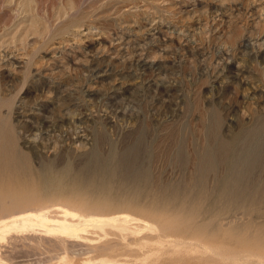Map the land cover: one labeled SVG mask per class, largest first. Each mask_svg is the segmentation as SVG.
Wrapping results in <instances>:
<instances>
[{"label": "rangeland", "instance_id": "rangeland-1", "mask_svg": "<svg viewBox=\"0 0 264 264\" xmlns=\"http://www.w3.org/2000/svg\"><path fill=\"white\" fill-rule=\"evenodd\" d=\"M0 55V117L32 166L70 167L57 194L76 174L81 194L107 191L90 207L108 201L104 215L140 221L121 239L80 219L84 238L70 245L14 231L4 260L264 263L220 234L173 229L180 215L246 236L264 226V0H0ZM241 162L253 166L248 195L262 199L219 208L221 179Z\"/></svg>", "mask_w": 264, "mask_h": 264}, {"label": "bare ground", "instance_id": "bare-ground-1", "mask_svg": "<svg viewBox=\"0 0 264 264\" xmlns=\"http://www.w3.org/2000/svg\"><path fill=\"white\" fill-rule=\"evenodd\" d=\"M130 163H132V161ZM212 166L213 164L208 165L209 170L212 169ZM240 166L242 167V170H238V171L230 170L228 173H226V175H224V178L221 179V184L217 191V198L215 201L225 205L220 206L219 208L224 209L227 208L228 206L235 205L243 201L244 202L250 201L256 203L262 199L261 197L252 198L251 196L248 195L249 188L251 186V182L253 178V177L251 178V173L249 171L251 167H253L252 164L248 162L247 163L241 162ZM208 172L213 173V170ZM70 174H71L70 167H67L62 170H56L53 164L43 165L42 168L40 167L34 168L32 166L29 154L20 149L18 138L14 134L13 127L8 122V116L7 115L4 116L3 119L0 117V242L5 240L6 237L8 236L10 237L11 233H13L14 231L35 232L37 228H40L39 230L41 232L43 231L44 235H42V233L40 232L38 233L37 236H36L37 233L35 234L33 232V234L35 235L31 234L34 237L36 236V240L38 239V237L44 236L46 237L44 239L47 240H49L52 237L53 238L57 237L61 239L63 242H64L63 238H66V241L68 242L69 245L71 244V242L69 243L68 239H71L75 241V243H77L76 241H81L80 239L84 238L83 235L85 232V230L82 228V225H80L81 223L80 219H83L85 221H92L95 224L112 226V228L116 227L117 232L119 231V234H121V239L130 238L133 235V230H134L131 228L130 225L132 224V222L139 223L140 221L138 218L132 217L127 214L121 215L122 213L121 211H119L120 215L114 217L104 215L102 212L106 211L108 201L96 202L93 206L90 207V205L92 204V199L95 196L107 192V191L104 192L105 188L101 189L102 190L101 193H100L101 190L98 191L97 195L94 193H90L93 195L81 194L80 190H81V185L83 183L81 176L76 177V174H74V178L72 179V184L70 186V189H68L63 195H61L60 193L59 194L56 193L57 188L63 185V182L68 178V176H70ZM139 175H141V173ZM101 186L105 187V184L103 185L101 184ZM136 193L140 195V192L136 191ZM262 196L264 197V189L262 190ZM198 197L199 200L203 199L204 202L208 201L207 192L205 190H201L200 195ZM58 200L62 202H57ZM133 201L137 202V199L132 198L131 200H128V202L124 204L130 205V203H133ZM121 206L124 207V205ZM73 207H77L78 210L74 209ZM139 210L142 213L149 212L148 210L143 208H140ZM90 211H97V212H90ZM174 219L176 223H180L179 225L173 227L175 233H192L199 237L211 235L212 238L216 237L217 234H220L222 235V237H224L227 243L242 245L241 248H246V249H241V250L247 251L253 256L262 255V253L264 252V226L258 227L255 230V233L252 234L251 236H246L245 233H242V230H238V228L235 227L234 228L227 227L228 231H224L223 230L224 226L222 224L215 223L214 221H210L204 224H200V223L196 224L195 222L192 221V219L190 221L189 216H181V215L179 217H174ZM227 221L229 222L230 218L229 220L227 219ZM23 233L24 232H22V234ZM234 233L238 235L236 236L234 235ZM24 234L27 235L26 237L30 235L29 233H24ZM39 234H41L42 236H39ZM224 234H226V236ZM34 237H32L33 240H35ZM40 239L38 240L41 241ZM146 239L151 240V238H146ZM66 241L64 243L65 245L62 244L63 242L59 241V243H61L62 244L61 246H65V248L67 249ZM46 243L49 242L46 241ZM79 247L82 246L79 245ZM223 247L224 246L222 245V248ZM57 248L58 247H56V249ZM103 248L112 250L113 246L109 244L107 245V247H103ZM260 257L264 258V256H260ZM114 263L116 262L113 261L109 262V264H114ZM0 264H11V263L4 260V258H2L0 254ZM105 264H108V262H106Z\"/></svg>", "mask_w": 264, "mask_h": 264}]
</instances>
